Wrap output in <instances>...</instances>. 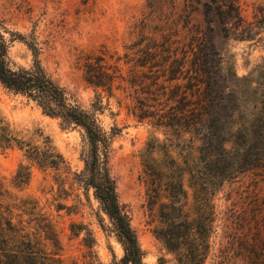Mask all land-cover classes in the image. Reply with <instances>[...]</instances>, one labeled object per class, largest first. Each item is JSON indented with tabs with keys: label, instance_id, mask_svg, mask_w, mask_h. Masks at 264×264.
Returning a JSON list of instances; mask_svg holds the SVG:
<instances>
[{
	"label": "rangeland",
	"instance_id": "obj_1",
	"mask_svg": "<svg viewBox=\"0 0 264 264\" xmlns=\"http://www.w3.org/2000/svg\"><path fill=\"white\" fill-rule=\"evenodd\" d=\"M237 6V17L222 22L211 11L207 23L196 0H0V26L33 36L45 69L82 107L91 110L96 92L102 95L104 108L96 112L98 121L106 130H116L107 165L144 252V264H181L157 235L163 226V198L149 174L152 157L163 168L172 166L171 155L186 169L195 163L204 172L220 168L208 160L213 150L201 144L185 123L181 126L166 117L172 125L154 123L159 113L170 106L190 108L201 102L199 91L210 90L209 96L217 97L206 103L219 111L213 127L231 128L230 138L240 140L235 135L249 125L260 106L264 0H237ZM154 44L158 64L150 80L147 66L135 63L139 49ZM101 50L111 55L110 62L117 63L124 76L116 79L110 95L83 77L85 57ZM8 54L24 65L33 58L21 38L10 43ZM200 67L203 70L197 71ZM170 74L174 77L168 78ZM144 110L154 116L136 115ZM0 113L27 135H47L65 159L57 167H44L29 161L16 146L0 149V178L12 191L37 198L51 212L64 263L108 264L113 255L120 257L122 245L108 230V218L93 189L77 180L88 148L82 129L62 126L58 117L45 114L34 100L1 83ZM20 161L30 164V178L17 187L12 178ZM193 180L184 174L190 207ZM204 181L213 191L217 212L205 264H252L261 256L252 249L264 237V168L235 167L228 176ZM58 203L61 207L56 209ZM71 222L83 224L79 235L72 232ZM86 228L94 239L91 248L81 241Z\"/></svg>",
	"mask_w": 264,
	"mask_h": 264
},
{
	"label": "trees",
	"instance_id": "obj_2",
	"mask_svg": "<svg viewBox=\"0 0 264 264\" xmlns=\"http://www.w3.org/2000/svg\"><path fill=\"white\" fill-rule=\"evenodd\" d=\"M196 1L201 3L207 23L211 20V11L215 12L222 22L238 15L237 0ZM223 29L227 33L226 25ZM6 31L9 36H6ZM16 38L24 39L32 51L33 58L28 65L14 62L8 54L10 43ZM155 46L156 44L140 48L141 55L135 63L147 66L150 74L147 77H150V80L155 78L156 70L152 69L158 64L155 59ZM39 49L33 36L27 37L18 30L0 26V83L8 90L34 100L45 114L58 117L62 126L77 125L82 129L88 148L83 157L84 167L77 173V180L84 188L93 189L99 209L108 218V230L115 235L123 248L122 255L118 258L113 255L108 264H144V252L130 223V217L119 201L115 179L110 175L107 165L111 138L116 130H106L98 121L96 112L104 108L102 95L96 92L91 110L82 107L45 69L39 58ZM166 50L170 48L166 47ZM110 57L106 50L89 55L85 57L82 69L84 79L94 87L105 90L108 95L113 93L116 79H124L121 68L117 63L110 62ZM202 70L200 67L197 71ZM173 77L171 74L168 76ZM210 92L205 89L199 91L201 102L190 108L170 106L164 114L159 113L156 118L159 121H154L163 122L164 125H172L165 119H171L181 126L185 123L201 144L213 150L208 160L216 166L220 164L219 170L211 172L201 171L196 163L195 167L186 169L171 155L172 166L163 168L152 157L153 166L149 174L153 186L163 198L160 202L163 226L157 230V235L162 238L168 249L178 255L181 264H205L211 246L210 237L216 231L217 212L213 191L205 184L204 179L228 176L235 167L242 170L264 168V89L260 106L249 125L243 126L235 135L241 137L240 140L230 138L231 128L219 131L213 127V121L219 111L206 103V100L217 97L216 94L209 96ZM145 111L136 115L140 118L154 116ZM230 141L232 144L228 146ZM14 146L22 149L23 155L39 166L57 167L65 160L47 135H27L15 128L0 113V149ZM226 159L231 162L229 165L225 164ZM185 173L194 178L192 184H189L192 188L191 207L186 204L188 190L184 185ZM29 178L30 164L20 161L12 178L13 185L23 186ZM200 186L202 187L199 188ZM183 199L185 201H182ZM60 207V203L56 204V209ZM83 227L79 222L70 224L72 232L77 235ZM93 240L92 232L86 228L81 238L83 245L91 248ZM259 241L261 245H253L252 251L255 253L259 250L261 256L252 264H264V237L261 236ZM60 249L61 241L51 212L44 205H40L37 198L12 191L0 178V264H65L60 256ZM86 263L93 264L89 261Z\"/></svg>",
	"mask_w": 264,
	"mask_h": 264
}]
</instances>
